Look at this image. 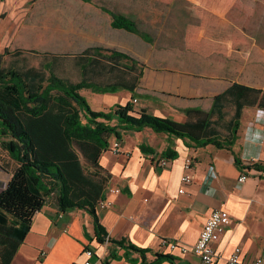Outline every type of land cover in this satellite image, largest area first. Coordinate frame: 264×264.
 I'll use <instances>...</instances> for the list:
<instances>
[{
	"label": "crops",
	"instance_id": "obj_1",
	"mask_svg": "<svg viewBox=\"0 0 264 264\" xmlns=\"http://www.w3.org/2000/svg\"><path fill=\"white\" fill-rule=\"evenodd\" d=\"M69 1L0 0V54L10 52L5 64L18 50L38 53L47 47L68 50L73 57L96 49L103 55L124 53L134 63L118 68L124 72L122 80L113 75L112 81L128 88L134 85V90L99 94L84 89L104 96L99 99L101 110L95 111L130 102L134 110L138 108L135 111L178 123L185 121L187 109L208 111L213 99L233 84L261 94L253 105L240 108L239 128L230 149L193 147L150 129L119 132V154L107 150L97 163L110 175L105 193L111 186L121 193L109 195L112 206L95 209V216L110 242L123 243L97 244L90 214L79 209L63 213L46 204L33 215L9 264H82L88 247L103 264H202L190 250L181 253L160 243L172 239L178 246L191 248L216 209L227 211L230 219L211 244L216 262L227 258L235 247L240 249L239 264L264 260V0H245L244 6L231 0L227 9L215 10L213 23L215 28L223 27V37L145 33L151 42L131 32L93 29L92 19L103 13L94 15L84 0H73L72 5ZM154 35L162 39L161 45H156ZM85 70L90 81L107 83L105 72L96 79L89 66ZM109 94L113 98L106 101ZM115 142L112 136L109 144ZM166 151L176 156H163ZM187 159L192 161L193 180L181 186ZM160 160L169 163L162 167ZM17 167L0 147V189ZM243 175L246 180L240 183ZM181 188L183 193H179ZM157 256L171 259L158 261Z\"/></svg>",
	"mask_w": 264,
	"mask_h": 264
},
{
	"label": "trees",
	"instance_id": "obj_2",
	"mask_svg": "<svg viewBox=\"0 0 264 264\" xmlns=\"http://www.w3.org/2000/svg\"><path fill=\"white\" fill-rule=\"evenodd\" d=\"M109 15L112 28L147 39L133 20L111 12ZM95 51H83L73 57L74 67L84 70L83 79L77 82L58 76L53 71L54 66L48 67V64L43 67L19 64L26 59L25 53L51 55L18 50L5 64L4 58L10 52L0 54V147L18 165L0 191V264L10 263L33 215L46 204L63 213L75 209L87 212L95 223L97 244L110 242L95 216V209L97 202L104 199L110 177L97 161L101 153L108 150L112 136L119 141V132L150 129L185 140L193 147L211 145L230 149L239 128L240 108L253 105L261 94L233 84L213 99L208 111L187 109L182 123L152 116L143 110L135 111L130 102L98 112L92 110L80 94L82 89L99 94L120 89L133 92L134 85L128 88L112 79H107V83L92 82L87 77L86 66L91 68L92 74L101 77L105 72L122 80L124 72L118 68L127 67L134 59L116 51H107L110 54L105 55ZM57 56L52 58L57 59ZM162 155L176 156L172 151ZM235 163L239 164L237 160ZM110 243L121 245L123 241ZM128 247L144 253L133 245ZM157 258L158 261L171 259L169 256Z\"/></svg>",
	"mask_w": 264,
	"mask_h": 264
},
{
	"label": "rangeland",
	"instance_id": "obj_3",
	"mask_svg": "<svg viewBox=\"0 0 264 264\" xmlns=\"http://www.w3.org/2000/svg\"><path fill=\"white\" fill-rule=\"evenodd\" d=\"M87 7L92 6V11L103 13L93 18V29L101 31H117L110 26L109 12L117 15H123L133 20L141 33L196 36V37H216L220 38L223 27L214 26L213 12L217 9H227L231 0H84ZM70 5L76 1L70 0ZM238 5H245V0H237ZM231 29V28H230ZM117 32H127L118 30ZM218 36V37H217ZM148 37V36H147ZM28 44L31 47V34H29ZM149 42L151 38L148 37ZM31 41V42H30ZM156 45L162 44V39L154 35ZM39 54H48L52 57L36 56L31 53H25V60L19 64L22 67L48 64V67L54 66L53 71L60 77H67L69 82H77L83 79V72L74 67L75 58L68 54V50L54 49L47 47L39 49ZM63 53V54H60ZM48 74V69H44ZM113 73V72H112ZM111 75V76H110ZM105 73V79H113V74ZM92 77L100 79L96 73ZM97 93V92H96ZM80 94L89 104L92 110H101L99 102L104 99L98 94L88 90H81ZM114 94L106 96V101L113 98ZM135 110H138L136 107ZM232 113V112H231Z\"/></svg>",
	"mask_w": 264,
	"mask_h": 264
},
{
	"label": "built area",
	"instance_id": "obj_4",
	"mask_svg": "<svg viewBox=\"0 0 264 264\" xmlns=\"http://www.w3.org/2000/svg\"><path fill=\"white\" fill-rule=\"evenodd\" d=\"M132 104L136 103L135 99L131 100ZM120 146L119 141L109 145L108 150L113 154L117 155L118 147ZM169 161L160 160V166H167ZM192 161L187 159L183 164V176L180 179L181 186H185L193 180L192 176ZM209 171L213 174V168L210 167ZM239 182L242 183L246 180V176L239 177ZM2 189H0L1 191ZM183 189L179 190V193H183ZM121 193L119 188L108 187L104 196V199L99 200L96 204V209H106L112 206V201L108 198L109 195L115 196ZM230 219L227 211L223 209L213 210L209 217L206 219L203 228H201L195 244L191 248L184 246H178L177 243L172 239H162L160 246L168 248L170 250H179L181 253L190 252L199 258L202 264H239L240 261V249L235 247L227 258L221 259L216 262L217 255L211 248V244L217 241L219 234L223 229L229 225ZM82 264H103L101 258L95 253V251L88 247L83 252ZM252 264H264V260L261 258L256 259Z\"/></svg>",
	"mask_w": 264,
	"mask_h": 264
}]
</instances>
